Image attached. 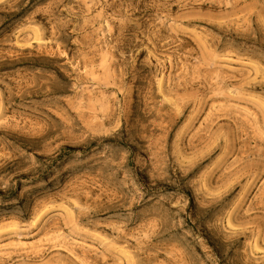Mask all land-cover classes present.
<instances>
[{"label": "rangeland", "instance_id": "1", "mask_svg": "<svg viewBox=\"0 0 264 264\" xmlns=\"http://www.w3.org/2000/svg\"><path fill=\"white\" fill-rule=\"evenodd\" d=\"M0 264H264V0H0Z\"/></svg>", "mask_w": 264, "mask_h": 264}]
</instances>
